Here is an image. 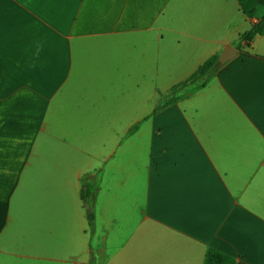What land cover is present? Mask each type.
Wrapping results in <instances>:
<instances>
[{"label":"crops","instance_id":"obj_1","mask_svg":"<svg viewBox=\"0 0 264 264\" xmlns=\"http://www.w3.org/2000/svg\"><path fill=\"white\" fill-rule=\"evenodd\" d=\"M263 15L264 0H0V264H204L209 249L264 264V34L237 40Z\"/></svg>","mask_w":264,"mask_h":264},{"label":"trees","instance_id":"obj_2","mask_svg":"<svg viewBox=\"0 0 264 264\" xmlns=\"http://www.w3.org/2000/svg\"><path fill=\"white\" fill-rule=\"evenodd\" d=\"M257 34H264V15L257 21L253 22L249 29L240 33L238 42L248 45L253 37ZM222 66L218 61V54H213L206 59L197 69L185 80L173 85L166 93L159 95L163 106L169 105L176 101L181 95L197 88L204 86L208 79ZM159 105L155 107V111ZM97 189V182L84 185L81 191V198L86 208V219L89 230L94 226V198ZM204 264H235L234 259L218 250L209 249L207 251Z\"/></svg>","mask_w":264,"mask_h":264},{"label":"water","instance_id":"obj_3","mask_svg":"<svg viewBox=\"0 0 264 264\" xmlns=\"http://www.w3.org/2000/svg\"><path fill=\"white\" fill-rule=\"evenodd\" d=\"M238 54L237 50L232 45L225 46L218 54V61L220 64H225Z\"/></svg>","mask_w":264,"mask_h":264}]
</instances>
